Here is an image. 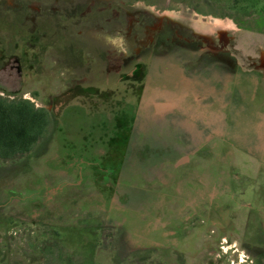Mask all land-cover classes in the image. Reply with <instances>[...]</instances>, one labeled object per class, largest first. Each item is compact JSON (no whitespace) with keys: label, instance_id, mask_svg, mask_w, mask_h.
Returning a JSON list of instances; mask_svg holds the SVG:
<instances>
[{"label":"rangeland","instance_id":"1","mask_svg":"<svg viewBox=\"0 0 264 264\" xmlns=\"http://www.w3.org/2000/svg\"><path fill=\"white\" fill-rule=\"evenodd\" d=\"M0 95L51 114L0 264H261L264 0H0Z\"/></svg>","mask_w":264,"mask_h":264},{"label":"trees","instance_id":"2","mask_svg":"<svg viewBox=\"0 0 264 264\" xmlns=\"http://www.w3.org/2000/svg\"><path fill=\"white\" fill-rule=\"evenodd\" d=\"M50 126L51 114L46 108L28 98L0 95V160H12L32 151L47 136Z\"/></svg>","mask_w":264,"mask_h":264},{"label":"crops","instance_id":"3","mask_svg":"<svg viewBox=\"0 0 264 264\" xmlns=\"http://www.w3.org/2000/svg\"><path fill=\"white\" fill-rule=\"evenodd\" d=\"M250 153H251V151H250ZM248 176H249V178L251 176L254 177L252 179L255 182H253V181L248 182V180L244 176L241 178H245L246 183H242V185H240L239 184L240 181L237 180L239 178L231 179V181H230L231 187L225 188L224 192L228 191L229 195L231 196L232 195L231 191L232 192L234 191L235 193H238V195H239V191L242 192V186L243 185L246 186V184H247V186L244 187L243 192H247V190H257V189H255L256 187H258V189L260 191H264V170L263 171L262 170L257 171L255 175H248ZM256 197H257V199H256V201L254 200L255 203L253 202V208H251V210L258 211L262 215H261V217H259V222L258 221L256 222L258 224V227L256 228V230L254 231V234H253V236H255V237H257L260 234L264 235V196H262L261 194L258 193ZM242 204L244 205L245 203H242ZM254 207H255V209H254ZM248 234L245 235L247 242L250 241V240H248ZM253 236L251 238H253ZM250 243H252V242H250ZM254 243H256V244L254 245L255 247H254V250H252V251L258 250V252H254V257L259 259L261 264H264V246H260V244L256 241H254Z\"/></svg>","mask_w":264,"mask_h":264},{"label":"water","instance_id":"4","mask_svg":"<svg viewBox=\"0 0 264 264\" xmlns=\"http://www.w3.org/2000/svg\"><path fill=\"white\" fill-rule=\"evenodd\" d=\"M204 18V17H203Z\"/></svg>","mask_w":264,"mask_h":264}]
</instances>
